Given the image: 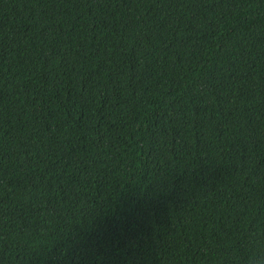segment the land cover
<instances>
[{"label": "trees", "instance_id": "trees-1", "mask_svg": "<svg viewBox=\"0 0 264 264\" xmlns=\"http://www.w3.org/2000/svg\"><path fill=\"white\" fill-rule=\"evenodd\" d=\"M0 264H264V0H0Z\"/></svg>", "mask_w": 264, "mask_h": 264}]
</instances>
